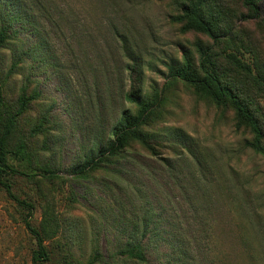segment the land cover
Here are the masks:
<instances>
[{"label":"rangeland","instance_id":"1","mask_svg":"<svg viewBox=\"0 0 264 264\" xmlns=\"http://www.w3.org/2000/svg\"><path fill=\"white\" fill-rule=\"evenodd\" d=\"M195 1L0 0V26L11 22L0 48L7 105L15 111L24 93H38L11 145L25 143L27 155L11 162L38 175L6 177L14 196L33 204V226L46 206L59 223L45 241L49 259L38 264H88L95 249L98 264H264V155L248 145L253 135L230 106L169 76L186 56L198 66L200 49L210 47L223 80L264 128V86L253 78L256 63L264 75V21L249 17L242 0H206L228 33L213 43L175 18ZM261 9L264 17V1ZM228 53L251 72L230 64ZM132 89L149 101L161 92L142 127L152 148L132 141L117 162L76 177L73 169L106 143L120 114L136 113L124 97ZM43 115L48 123L38 131ZM178 129L188 140L174 136ZM49 167L57 177L44 172ZM29 209L0 185V264H34ZM134 245L146 260L121 253Z\"/></svg>","mask_w":264,"mask_h":264},{"label":"trees","instance_id":"2","mask_svg":"<svg viewBox=\"0 0 264 264\" xmlns=\"http://www.w3.org/2000/svg\"><path fill=\"white\" fill-rule=\"evenodd\" d=\"M264 0H242V4L248 8L249 17L262 18L261 3ZM206 0H196L193 3H184L181 7V14L177 15L176 20L183 22L185 30H196L204 33L213 43L220 41L222 37L226 36L227 31L221 29L219 15L207 13ZM11 22L1 21L0 26V48L3 47L10 38ZM227 60L230 64L237 66L240 70L251 72L250 67L245 61H242L236 54L228 53ZM12 66L16 67L14 63ZM258 72L253 75V78L258 84L264 86V75L261 73V67L256 63ZM14 70V68H11ZM169 76L173 79H180L192 86L194 91L215 103L218 106H230L234 112L237 120V126L246 127L253 135L252 139L248 141V145L258 153L264 155V128L259 119L258 114L253 110L247 100L242 96L238 88L223 80V76L219 67L218 60L211 54L210 47L200 49V58L198 66H196L186 56L182 65H173L169 69ZM26 92V88L23 89ZM38 97L35 91L30 96L25 93L19 98V106L15 111L10 110L5 96L3 85L0 83V185L5 188L7 194L15 198L19 203L27 206L29 213L24 218V223L28 230L34 235L37 242V248L33 251L32 260L34 264L46 261L49 259V252L45 241L48 238H53L58 229V219L56 213L46 206L43 213V219L39 228L33 226L29 220L32 213L33 204L19 199L14 196L12 192V184L7 179L8 174L25 175L35 177L38 173H27L15 166L11 162V158H19V156L27 155L25 151V143L19 140L15 149H11L13 141H15V134L18 130L19 117L27 109L30 101ZM127 101L136 105V113L129 111L122 112L116 120L109 135V139L105 144H98L95 151L89 152L83 161L73 169L76 177H86L91 171L103 168L108 163L117 162L123 158L129 151H124L132 141H139L147 148H152L150 142L146 139L142 132V127L147 123L150 116L155 110L157 104L162 100L161 92L155 95V98L149 101L137 90L132 89L124 94ZM48 117L43 115V120L37 126L38 131H43L45 124L48 123ZM174 136L179 140H188L187 135L180 129L174 131ZM185 142V141H183ZM184 148L189 149L188 145ZM151 155H156V151H147ZM189 154L192 151H188ZM163 164L172 166L171 161L163 159ZM45 173L51 174V177H57L58 172L53 168H46ZM121 253L138 260H146L144 251L139 245H134L122 250ZM101 253L95 249V253L88 264H98L101 261Z\"/></svg>","mask_w":264,"mask_h":264}]
</instances>
